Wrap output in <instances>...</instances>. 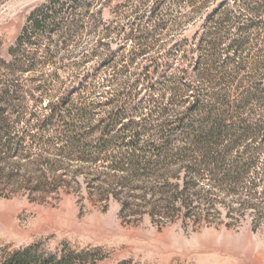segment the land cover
<instances>
[{
    "label": "trees",
    "instance_id": "16d2710c",
    "mask_svg": "<svg viewBox=\"0 0 264 264\" xmlns=\"http://www.w3.org/2000/svg\"><path fill=\"white\" fill-rule=\"evenodd\" d=\"M164 4L157 0L150 16L136 12L107 28L57 68L50 85L33 76L55 63V37L68 48L78 28L71 29L72 13L58 1L33 13L13 51L16 83L0 98V158L40 148L44 154L32 164L44 162L54 183L81 179L94 193L116 199L123 213L145 210L161 223L180 216L196 224L251 215L258 227L264 221V128H233L204 106L191 73L203 61H192L202 45L158 38L169 31L153 22ZM4 264L59 263L27 250Z\"/></svg>",
    "mask_w": 264,
    "mask_h": 264
},
{
    "label": "rangeland",
    "instance_id": "374dc122",
    "mask_svg": "<svg viewBox=\"0 0 264 264\" xmlns=\"http://www.w3.org/2000/svg\"><path fill=\"white\" fill-rule=\"evenodd\" d=\"M51 1L72 13L68 23L78 29L68 48L55 37V63L34 74L47 85L57 68L91 47L107 28L134 19L136 12L150 16L157 2L0 0V98L5 90L12 91L18 77L11 68L18 38L32 14ZM164 1L153 22L166 23L169 31L158 38L202 45L192 61L201 56L203 61L191 73L204 106L223 114L233 128H264V0ZM170 87L162 90L166 100ZM6 116L13 126L11 112ZM29 148L19 159L9 154L0 158L5 183H0V264L27 250L35 259L55 257L59 264H264V221L257 227L251 215L237 222L222 215L210 224L185 222L180 216L161 223L145 210L123 213L116 199L94 193L81 179L54 183L44 162L32 164L44 152ZM15 163L22 169L14 168ZM259 168H264L263 159Z\"/></svg>",
    "mask_w": 264,
    "mask_h": 264
}]
</instances>
